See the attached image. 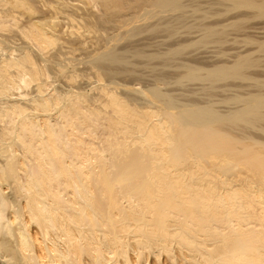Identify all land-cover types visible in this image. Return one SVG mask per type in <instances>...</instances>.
<instances>
[{
    "label": "bare ground",
    "instance_id": "6f19581e",
    "mask_svg": "<svg viewBox=\"0 0 264 264\" xmlns=\"http://www.w3.org/2000/svg\"><path fill=\"white\" fill-rule=\"evenodd\" d=\"M213 9L240 12L213 22ZM201 17L207 39L190 46L263 18L264 0H0V264H264V141L234 132L264 131V82L247 72L264 41L247 35L258 48L233 63L182 64L181 82L259 78L228 114L115 80L139 21L172 36Z\"/></svg>",
    "mask_w": 264,
    "mask_h": 264
},
{
    "label": "rangeland",
    "instance_id": "374dc122",
    "mask_svg": "<svg viewBox=\"0 0 264 264\" xmlns=\"http://www.w3.org/2000/svg\"><path fill=\"white\" fill-rule=\"evenodd\" d=\"M142 1L140 2V0H139V3H142ZM145 4H148V3L144 2L142 4V6L140 4V8L145 6ZM217 8L219 10L222 9V7L220 8V6ZM217 8H216V10H217ZM214 10L215 9H213V11H212L213 13H211V14L209 13L210 15L209 14H207L208 16L206 15L207 17L212 16L213 18L209 17L208 19H210V21H213V19H214L213 22H217V21H215V18L218 21L220 19H221V21H224V19L227 17H228L227 19H229V16L230 17H231V15L234 16L233 13H236V11H237V9H233L234 11L230 10L229 11L230 15L229 14L227 15L226 13H228V12H226V10H225L226 13L223 12V15H227V16H224V19H223V17H221L222 16V14H221L222 10H221L220 19H217L219 16L215 15L214 12H216V10L215 11ZM189 11H191V9H188V12ZM223 11H224V9H223ZM131 12H133V10ZM209 12H211V10ZM217 13H218V10H217ZM190 14L192 15V13H190ZM198 14H196V15L193 14V16L195 15L194 17L198 18V16L205 15V13L203 15H201V13H200V15H198ZM206 16H203V18H205ZM207 17H206V19H203L204 22L207 20ZM259 18L260 19H257L254 17L251 20L244 21L243 26L244 25H246V26H244L243 29L239 28V30H236L237 27H235L233 25H230V27L228 26L227 29L225 28V30H224L226 33H228L227 34L228 39L225 38L227 40H225V39L223 40L226 42L222 41V42H218L217 44H216V42H213L214 44L212 42H210V45H209V43L208 44L206 43L208 41H205L207 39V36L205 35L206 33L203 32L204 33V35H203L202 31H200L201 33L198 31V29L201 26V25H199V23H202L201 22L202 17H201V19L199 18V21L200 20L201 21L200 22L198 21V23H197V25H199V27L195 25L196 23L190 24L195 19L190 20L191 22H189L187 25H184V26L179 25L180 23L175 24L176 28H175V31L172 32L173 33L172 36L170 35V33H168L171 31H167L163 27H161V28L157 27L158 29H150L149 28L150 30L146 27L148 24H151V23L155 24L156 20L154 21L153 19H147V20L139 21V25H142V26H139V30H141L142 32L138 36H136L132 39L129 37L125 38L118 46V47H125L128 44H130L131 46H134V44H135V47H136V44H139L136 47V49H135V47L133 49L129 45L126 46L128 48L130 47L129 50L126 49L127 51L131 52L128 54V56L126 58L129 57V59L131 61L130 60H128V61H130L131 63L128 65L124 64L125 66L127 65V67L121 66L122 70H119L120 74L118 72L116 74L118 77L116 76L115 80H117V82H121L124 85V87L119 89V92H125V93L130 92V94L132 93L131 95H134V98H138L139 95L142 98V93H143L142 91L151 90L154 88H161V89H163V91L165 93L173 95L174 97L181 99L185 103H188L190 101L196 102V103L201 104V105H206V104L211 103L212 105H214V107L220 113H223V114H228V113H230V111L240 108V106H242V105H239L241 103H238L235 99H233L234 96H244V95L247 96L251 92L254 93V90H256V91L263 90L264 91V83H262V82H264L262 79V78H264V59L262 60L260 66H256V67H252V68L247 69L248 70L247 72L251 71V72H253V74L255 73L254 74L255 76L258 73L259 75H257L256 77H258V76L260 77V75H261L262 81L259 78H255L251 72H250V74H252L254 77V78H252L253 80H251V79L250 80L249 79L248 80H246V79L240 80V79L233 78L231 80L227 79V81H225V80L222 81V79H221V81L217 80L216 86H215L216 81L209 82L208 79H206V80H208L207 82H204V80H202V78L199 81H196V80H193V81L190 80L189 81V80L185 79L186 81L183 80L184 82L183 81L181 82L179 80L180 81L179 82L178 78L180 79V77L187 70V69H184L182 64L183 65L185 63H187L189 65L193 64V66L194 65L195 66L205 65L206 69H207L208 65H211V64L218 65L219 64L218 62H221L220 64H222V62L223 63H233L232 57H234V60H235L237 58L236 56L239 53H241L243 50H244L243 52L245 53V49H247L246 51H249L256 44L258 46L259 45L258 43L247 40L246 36L252 33V36L255 35V37H254L255 40L264 41V35L260 34V33H263V31L260 32L259 31L260 29H257L258 31L254 30L256 32H259V33L255 34V32L253 31L254 28L251 30L252 26H254V27L256 26V22H257V24H260V26H262L261 24L264 22V17L263 18L259 17ZM210 21H208V22L211 23ZM153 22H155V23H153ZM194 22H197V21H194ZM260 22H262V23H260ZM204 24H206V23H204ZM186 26H189V27L186 28ZM191 26H193L192 29L190 28ZM231 26H233L235 29H232L233 27H231ZM196 27H197V29H195ZM111 32H112L111 30L108 31V33H110V35L114 34ZM199 34H201V35L198 36ZM256 35H258V36L260 35V37L256 38ZM194 36H196L195 37L196 39L206 37V39H204L205 43L202 42L203 39H199L196 41V43L192 44L191 46L188 45L189 43L187 44V42H188L187 39H189V37H192L189 40L193 39L192 41H194L195 40V38H193ZM185 38H187L186 42H183V39L185 41ZM179 43H182V44L186 43L188 46L185 45V46H187L185 48V50H184L185 46L181 47V50H182L181 54H179L175 57L174 56L171 58L169 57L168 60L167 59L165 60V58L168 57L166 52H168L169 49L172 48V46L174 44L177 45ZM202 43H203V45H202ZM219 43H223V44H219ZM205 44H206V46H205ZM177 46H174V47H177ZM257 46H255V47H257ZM257 48H254V49H257ZM126 50H124V51H126ZM240 50H241V52H240ZM126 52H125V56L128 53V52L127 53ZM236 53H238V54H236ZM261 53L259 55L258 54L255 55V56H260ZM78 55H80V52H78ZM78 55H77V57L82 59L83 56L80 57ZM262 55H264V54H262ZM260 58L262 59L263 56ZM229 59H231L230 60L231 62L227 61ZM261 59H260V61H261ZM225 61H227V62H225ZM196 64H198V65H196ZM84 67L85 66H79L80 69H82ZM185 67H187V66H185ZM199 67H201V66H199ZM203 67L204 66H202L201 68H203ZM125 68H126V70H125ZM209 68H211V67H209ZM250 69H252V70H250ZM181 72H184V73H181ZM203 72L205 73V71H203ZM161 78H162V80L163 79L164 80L160 81L159 79H161ZM203 79H205V78H203ZM256 79L260 80V82H259V80H258V82H259V84L262 83L261 86L263 85V87H261V89H259V90H258V88L260 86L258 85V82H256ZM61 81L62 82H57L55 84V86L59 87V88L67 86V84H65V83H67L66 80H61ZM95 82H96L95 78L89 79L87 77H83V78L78 79V84L79 85L81 84L80 86H82L83 88H87V89H90L91 87H93L95 85H98V83L96 84ZM209 83L211 85H208ZM213 84H214V86H213ZM228 84H230V85H228ZM158 85L160 87H158ZM256 85H258L259 87H257ZM230 86L233 88L231 89ZM235 86L237 87L236 91H235V88H236ZM213 87H215V88H213ZM91 93H92V95L98 94V91H91L90 94ZM236 93H237V95H236ZM238 93H241V94H238ZM242 93H246V94L248 93V94L246 95V94H242ZM233 94H234V96H233ZM136 95H137V97H136ZM209 96H211L212 98H209ZM206 97H208L209 100ZM141 98H140V100H141L140 102H145V100L142 101ZM235 98H237V97H235ZM210 99H212V100H210ZM232 99L236 102V104ZM138 100H139V98H138ZM197 100L198 101L201 100V101L198 102ZM203 100H205L204 102H206V103H204ZM230 101H231V103H230ZM237 103L239 106L237 105ZM235 131H237L236 132L237 134H240L242 136H246V134H247L246 132H248L247 135H250V134L255 135L256 134L260 140L264 141V139H263L264 138V131L262 129L260 130V128L259 129H251L248 127H243V128L241 127L240 129H235L234 132ZM251 131H254L255 133L251 132ZM100 142H101V140L100 141L95 140V143L97 146L100 145Z\"/></svg>",
    "mask_w": 264,
    "mask_h": 264
}]
</instances>
